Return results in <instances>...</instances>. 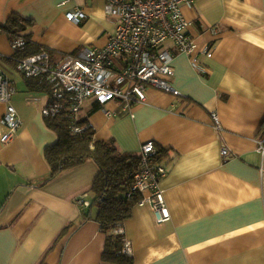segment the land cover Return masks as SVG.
<instances>
[{
    "label": "crops",
    "instance_id": "0c3cea01",
    "mask_svg": "<svg viewBox=\"0 0 264 264\" xmlns=\"http://www.w3.org/2000/svg\"><path fill=\"white\" fill-rule=\"evenodd\" d=\"M106 1L0 0V70L14 81L20 121L0 143V264H100L96 210L75 203L91 204L97 167L88 160L50 178L44 149L57 135L47 121L65 116L42 114L50 85L25 77L12 57L44 51L59 62L102 47L114 32ZM75 10L85 13L78 24L66 18ZM12 14L30 21L17 49L1 28ZM182 14L197 65L185 53L173 57L169 80L180 95L149 87L128 108L87 97L77 122L86 119L95 138L122 153L152 141L167 160L160 186L169 220L157 223L149 206L135 204L123 224L133 264H264V155L255 142L264 135V0H197Z\"/></svg>",
    "mask_w": 264,
    "mask_h": 264
},
{
    "label": "built area",
    "instance_id": "2783aa9c",
    "mask_svg": "<svg viewBox=\"0 0 264 264\" xmlns=\"http://www.w3.org/2000/svg\"><path fill=\"white\" fill-rule=\"evenodd\" d=\"M197 0H107L104 12L114 20V32L102 47L83 49L79 55H66L55 62L42 51L25 57H12L16 68L25 77H39L50 85L48 104L43 115L63 114L75 133L82 131L77 125L80 107L87 97H94L104 105L121 100L124 108L146 99V89H159L180 95L170 83L173 74L171 61L177 53L193 58L194 40L185 32L187 20L183 6H193ZM85 17L82 10L68 12L66 18L80 23ZM170 42L172 48L166 43ZM20 38L11 41V47H23ZM210 56V53H206ZM15 93L14 81L0 70V102L5 104L0 118V143L6 145L15 136L20 125L11 97ZM109 114L108 111H106ZM216 128L217 117L213 115ZM257 151L264 155V135L255 140ZM221 155L229 151L223 147ZM138 167L132 177L131 189L139 195L138 205H147L155 221L163 223L170 218L164 201L160 180L166 174L167 160L152 141L141 144ZM78 206L89 203L81 197L75 199ZM122 232V229H117ZM124 252L131 253L130 243L124 240Z\"/></svg>",
    "mask_w": 264,
    "mask_h": 264
},
{
    "label": "trees",
    "instance_id": "16d2710c",
    "mask_svg": "<svg viewBox=\"0 0 264 264\" xmlns=\"http://www.w3.org/2000/svg\"><path fill=\"white\" fill-rule=\"evenodd\" d=\"M28 22V19L12 14L1 28L24 40L27 35H20V32L26 29ZM49 119L47 124L57 135L56 141L44 149L50 178L88 160L95 163L97 173L90 187L92 202L89 208H95L94 219L105 235L100 264H133L131 253L123 249L124 233L116 230H123L125 220L131 216L132 208L139 199V195L131 189L132 177L138 167V154L122 153L114 141L95 138L94 130L86 119L77 122L82 127L79 133L72 132L66 117ZM82 216L89 218L88 211L82 210Z\"/></svg>",
    "mask_w": 264,
    "mask_h": 264
},
{
    "label": "rangeland",
    "instance_id": "374dc122",
    "mask_svg": "<svg viewBox=\"0 0 264 264\" xmlns=\"http://www.w3.org/2000/svg\"><path fill=\"white\" fill-rule=\"evenodd\" d=\"M166 173H167V171H166ZM165 175H166V174H165ZM165 175H164V176H165ZM164 176H163V177H164ZM163 177H162V178H163ZM162 178H161V179H162ZM160 181H161V180H160ZM160 187H161V186H160Z\"/></svg>",
    "mask_w": 264,
    "mask_h": 264
}]
</instances>
